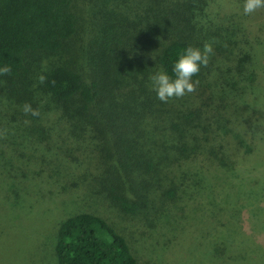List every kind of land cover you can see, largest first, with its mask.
<instances>
[{
    "label": "trees",
    "instance_id": "obj_1",
    "mask_svg": "<svg viewBox=\"0 0 264 264\" xmlns=\"http://www.w3.org/2000/svg\"><path fill=\"white\" fill-rule=\"evenodd\" d=\"M207 1L0 0V67L12 69L0 75V169L56 132L70 143L46 169L64 180L62 193L87 184L126 216L145 212L151 185L163 189L162 204L187 193L188 174L176 168L196 155L217 158L200 125L210 118L207 109L174 106L175 98L161 102L150 78L174 75L179 54L202 47L210 26L221 28L208 18ZM223 2L243 11L244 0ZM25 103L40 115H26ZM221 111L249 139L240 153L253 152L264 139L262 108ZM53 255L55 264H137L122 234L82 210L57 223Z\"/></svg>",
    "mask_w": 264,
    "mask_h": 264
},
{
    "label": "rangeland",
    "instance_id": "obj_2",
    "mask_svg": "<svg viewBox=\"0 0 264 264\" xmlns=\"http://www.w3.org/2000/svg\"><path fill=\"white\" fill-rule=\"evenodd\" d=\"M134 5L127 4L143 13ZM205 12L221 26H210L203 40L212 43L214 54L195 79L196 91L175 98L174 106L207 109L210 119L200 125L217 158L192 156L176 168L188 174L187 193L162 204L163 189L151 185L145 212L126 216L87 184L82 191H60L64 180L50 178L46 166L70 141L54 132L16 151L10 166L0 169V264H55L56 225L79 210L106 219L129 243L137 264H264V139L241 154L249 139L221 116V109L239 103L259 106L264 130V9L244 15L223 0H208ZM251 71L253 80H242Z\"/></svg>",
    "mask_w": 264,
    "mask_h": 264
},
{
    "label": "clouds",
    "instance_id": "obj_3",
    "mask_svg": "<svg viewBox=\"0 0 264 264\" xmlns=\"http://www.w3.org/2000/svg\"><path fill=\"white\" fill-rule=\"evenodd\" d=\"M260 9H264V0H244V15H252ZM213 54V45L209 42H205L202 49L193 46L185 48L173 64L172 72L174 75L170 76L165 71H159L151 76L152 88L156 92L157 99L167 103L173 98L179 99L194 93L199 85V80H194L193 77L200 73L202 66H208ZM11 71L12 69L8 65L0 67V75H8ZM38 80L42 84L46 77L40 75ZM53 83L55 82L53 81ZM22 110L26 115H40L39 109H34L30 103H25Z\"/></svg>",
    "mask_w": 264,
    "mask_h": 264
}]
</instances>
